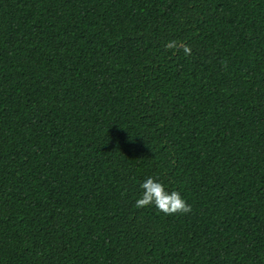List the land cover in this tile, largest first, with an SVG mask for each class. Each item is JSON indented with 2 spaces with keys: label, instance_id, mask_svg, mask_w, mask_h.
<instances>
[{
  "label": "trees",
  "instance_id": "trees-1",
  "mask_svg": "<svg viewBox=\"0 0 264 264\" xmlns=\"http://www.w3.org/2000/svg\"><path fill=\"white\" fill-rule=\"evenodd\" d=\"M0 264H264V0H0Z\"/></svg>",
  "mask_w": 264,
  "mask_h": 264
},
{
  "label": "clouds",
  "instance_id": "clouds-1",
  "mask_svg": "<svg viewBox=\"0 0 264 264\" xmlns=\"http://www.w3.org/2000/svg\"><path fill=\"white\" fill-rule=\"evenodd\" d=\"M175 42H172L166 47H175ZM184 51L189 53L190 50L185 48ZM142 194L136 200L134 207L143 209L147 206H154L158 213L164 216L186 215L191 212V206L187 204L179 192L172 191L169 193L164 186L156 182L153 178H147L141 185Z\"/></svg>",
  "mask_w": 264,
  "mask_h": 264
}]
</instances>
